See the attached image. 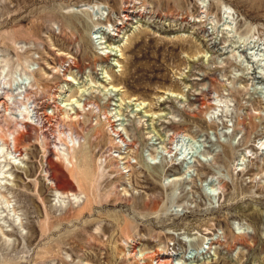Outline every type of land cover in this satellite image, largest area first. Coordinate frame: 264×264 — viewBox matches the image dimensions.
<instances>
[{
	"label": "rangeland",
	"instance_id": "obj_1",
	"mask_svg": "<svg viewBox=\"0 0 264 264\" xmlns=\"http://www.w3.org/2000/svg\"><path fill=\"white\" fill-rule=\"evenodd\" d=\"M0 148V264H264V0H0Z\"/></svg>",
	"mask_w": 264,
	"mask_h": 264
},
{
	"label": "bare ground",
	"instance_id": "obj_2",
	"mask_svg": "<svg viewBox=\"0 0 264 264\" xmlns=\"http://www.w3.org/2000/svg\"><path fill=\"white\" fill-rule=\"evenodd\" d=\"M115 32V34H112L111 36L113 37V38H115V37H118V34H120V27L119 28H117V30L116 31H114ZM255 50V49H254ZM110 51H112V53H116L115 52V50L114 49H111ZM111 54V53H110ZM108 55H109V53H108ZM261 55V54H260ZM112 56H115V57H117L116 56V54H114V55H112ZM114 67H117V65L116 64H112ZM2 71H1V75H4L5 74V68H2L1 69ZM111 91H113L115 94H116V96L117 95H119L120 93H121V89H119V88H115V87H112L111 89H110ZM69 101H71V100H69ZM119 100H117V102H118ZM72 103H73V101H71ZM72 105V104H71ZM69 105H66V106H64L63 108H65V112H66V114L69 116V113L67 112L68 110H67V108L66 107H68ZM114 106V105H113ZM25 112L29 115L30 114V111H29V109L28 108H26L25 109ZM38 119V118H37ZM25 126V128L27 127V125L25 124L24 125ZM113 129V128H112ZM113 132L115 133V134H118V133H116L114 130H113ZM28 135V134H27ZM27 135H21L20 136V138H17V139H15V137H13L12 138V143H10V146H9V149H8V153H9V156H16L19 152L17 151V148H18V144H19V142L21 141V139L22 138H25ZM78 135L76 134V137H77ZM79 137H77L76 139H78ZM179 139V138H178ZM177 139V140H178ZM120 140H121V142L122 143H124V145L126 144L127 146L126 147H133L134 146V144H131V146H129L128 144H127V142L124 140V139H122V136H120ZM182 140V139H181ZM179 141V140H178ZM75 142V140L72 138V143H74ZM176 143V142H175ZM118 144V143H117ZM119 145V144H118ZM12 146V147H11ZM1 149V148H0ZM3 151V150H2ZM1 151V152H2ZM0 152V153H1ZM68 152V151H67ZM66 154V153H65ZM64 154V159L66 160V161H69L68 160V154H66L65 155ZM62 155V154H61ZM63 156V155H62ZM188 161V160H187ZM191 164V162H190V160H189V163L187 164H184L183 166H182V170L184 169V168H186V166L187 165H190ZM184 171H186V170H184ZM158 264H169V262L168 263H166L165 261L164 262H160V261H158Z\"/></svg>",
	"mask_w": 264,
	"mask_h": 264
}]
</instances>
